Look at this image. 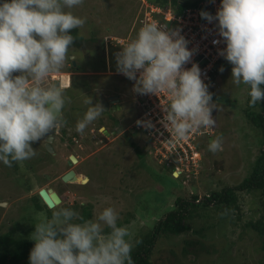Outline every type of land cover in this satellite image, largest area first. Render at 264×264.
Returning a JSON list of instances; mask_svg holds the SVG:
<instances>
[{"label":"clouds","instance_id":"1","mask_svg":"<svg viewBox=\"0 0 264 264\" xmlns=\"http://www.w3.org/2000/svg\"><path fill=\"white\" fill-rule=\"evenodd\" d=\"M82 3L83 0H0V163L10 167L12 162H19L21 167H27L26 172L31 171L29 162H24L37 155L31 142L48 134L51 137L47 143L50 151L54 149V137L60 130V137L69 134L66 143H78L83 140L94 142L98 138L94 135L91 141V133L97 131L101 134L103 129L102 132L107 136L103 142L98 143L100 146L114 142L112 140L115 138L124 139L126 135L131 136V141L137 134L141 135L143 141L139 139L137 145L141 151L140 156L147 161L145 169L148 175L153 177L156 168L161 171L151 181L164 188L166 195L173 197L172 209L154 223L149 230L153 232L177 208L176 202L191 201L182 197L174 198L173 194L187 189L185 181H192L193 177L192 163L184 159L180 147L173 149V141L158 142L155 136L149 135L153 124L150 119L144 120L143 116L152 107L151 101L156 99L153 94H167L169 103L160 123L165 129L171 128L176 140L187 139L188 134L197 129L199 134L194 144L198 153L202 148L204 153L217 151L220 154V128L215 125L214 119L219 106L213 102V94H217L218 89H225L218 72L226 66H232V82L249 87V105L255 106L259 101L263 103L264 0H219V7L214 14L204 10L199 12L209 23L216 22V30L222 40L214 39L212 43L224 44L223 48L218 49L222 57L214 60L208 70L209 85L202 78L206 74L197 62L192 61L194 49L187 46L189 41L179 28H171V22L164 19L167 12L178 17L187 9L195 8L187 7L181 14L174 15L169 7L162 10L150 2L143 4L140 28L133 38L127 41L111 36L108 39L112 46H120L115 54L116 71L102 68L101 72L96 73L88 67L86 72L67 71L68 68L60 72L66 60L72 56L69 55L70 46L74 42L71 30L82 27L86 22V18L73 11ZM146 13L151 14V21H145ZM155 15H161L166 23L159 22ZM102 52L105 61L108 60L111 51ZM189 62L191 66L184 67ZM71 63L75 66L73 61ZM66 65L71 68L70 63ZM205 65L201 64L202 67ZM17 72L19 74L13 75ZM55 72L61 74V77L67 74L64 77L67 76L70 84L73 73L100 79L109 74L113 78L121 77L124 88L121 90V86L117 88L114 85L117 94L113 95L94 88L97 103L92 102L90 92L84 94L81 97L84 98V105L80 100L79 111L74 116L77 117L76 123H72L75 118L71 116V119L66 112L71 108V103H75L77 96L67 93L70 90L68 82L63 83L60 75L58 78ZM78 77L81 78V75ZM113 78H110L111 81ZM47 79L54 82L48 83ZM96 83L102 86V82ZM130 90L132 96H128ZM98 93L104 97L115 96L117 101L113 105L117 104L118 109L104 111ZM130 101L135 103L129 105ZM68 102L70 106L65 108ZM101 114L104 124L88 128ZM67 125L76 128L77 132L72 134ZM50 130L53 131L52 135ZM206 143L208 149L204 147ZM129 154L136 158L139 156L130 149L124 152V155ZM167 178H180V187H170ZM175 182L178 184V181ZM116 198L119 200V196ZM200 200L194 202L198 204ZM118 220L119 213L112 206L104 207L93 219L82 218L71 207H58L52 211L51 217L42 213L32 232L31 240L34 244L29 252V264H133L131 251L139 235L131 238L129 227L118 224ZM148 233L141 234L146 236ZM162 234L169 236H160ZM160 235L155 238L158 247L163 244L162 241L166 240L168 244L169 240H174L169 233Z\"/></svg>","mask_w":264,"mask_h":264},{"label":"rangeland","instance_id":"2","mask_svg":"<svg viewBox=\"0 0 264 264\" xmlns=\"http://www.w3.org/2000/svg\"><path fill=\"white\" fill-rule=\"evenodd\" d=\"M147 2L149 0H83V3L75 7L73 11L75 14L86 18L85 24L79 28L82 37L90 36L94 32L104 38L108 34L111 35L117 32L121 34L127 33L128 29H130L132 16L141 7V4H147ZM71 51L72 47H70L69 55ZM104 52L107 53L108 51ZM69 60L77 64L75 55H72L65 63ZM231 67L226 66L223 68V71L218 72V77L221 78L225 91H219L220 89H218L217 94H213V102H215L216 106H219L215 112L214 119L215 125L220 128L218 137L221 138L222 143V147L219 150L221 153L218 154L217 151H210L207 154L201 148L199 156H196V159L191 164V168L193 169V171L191 170L193 174L191 175L193 176L192 181L183 178V180H186L188 188L174 193V198L191 199L192 196H197L201 198L198 201V204L201 205V201L206 194L211 191L220 190L223 187L234 186L247 176L256 158L261 154L260 150L264 149V124L256 126L250 121V119L253 120L255 118V124L258 122V118L262 114L261 101L255 106L249 105V87L243 83L236 85L232 82ZM65 68H69L68 65L64 66ZM73 74V76H76L75 81L78 82L74 85L73 76L70 84L67 76L64 77L67 74H62V77L61 74H56L58 78H62L63 83L64 81L68 82L70 90L67 93H73L77 96L75 103L73 105L71 103V108L66 112L70 118L78 113L80 100L82 101L80 102L82 106L84 105V98H81L80 94L84 96V94L86 95V93L90 92L93 100L96 98V94L92 91L94 85L96 86V80H93L92 75H88L85 79H82L78 77L82 74ZM107 76L109 81L111 80L110 78H113L109 74ZM112 80L111 83L109 81L102 83V86L107 85V87H110L112 84L117 88L121 86V90L124 88L121 77H115ZM46 82L53 83L54 81L47 79ZM128 96H132L131 90ZM233 100H236L235 103L228 105ZM134 103V101H130L129 105ZM66 104L65 108H68L70 106L69 102ZM74 118H71L72 123H76L77 117ZM102 119L103 115L101 114L88 128H96L104 124ZM67 127L72 134L77 132L76 128H72L71 125H67ZM106 127L108 129L107 125ZM60 134L61 130L57 131V136L54 137L55 148L53 150L57 153L54 157H44L45 153L41 148L44 137L31 142L32 147L36 149L37 155L24 160V162L28 161L32 166L31 171L26 172L24 170L19 175L11 176L14 166L11 165L9 167L0 163V235L11 230L14 223L17 225L15 235H24V232H27L26 237L31 240L34 225L39 221L40 214H46L43 211L37 212L32 204L33 196L37 195L38 191L43 188L54 190L62 198V202L58 207H71L78 210L81 205L88 204L89 210L92 211V218H95L104 207H114L119 213V220H128L123 225L129 227L131 238L134 237L133 235L137 236L143 232L148 233L154 226V223L161 220L172 209L173 197L166 195L164 188L158 187L155 185L157 184L156 182L151 181L161 171L156 168L153 171V177L148 175L145 169L147 161L140 156L141 151L138 145L127 143L125 137H123L124 139L116 140L115 138L112 140L114 142L111 141L112 143L101 144L100 146L98 143L103 142L107 136L102 131L101 134L105 137L97 131L91 133L89 138L91 141H93L92 136L94 135L98 138L94 142L83 140L78 143H66L69 134L66 137L64 135L60 137ZM79 134L82 133L79 132ZM135 137L143 141L141 135L137 134ZM104 143L106 142L104 141ZM129 149L139 155L137 156L138 159L133 154L124 155V152ZM71 155L77 158L78 163L72 165L68 170H73L80 179L83 177L87 178L88 181L85 185L81 184L80 180L76 181L77 183H62L60 181L61 175L64 172L66 173V171L61 174L59 172L65 168V163L68 162ZM17 164L20 165L19 162ZM57 173L58 177L55 176ZM175 181H178V184ZM181 181L180 178L174 180L167 178V183L173 188L180 187ZM151 185L155 186L151 187ZM182 185L185 187L184 184ZM255 193L257 194L258 192L256 191ZM117 196H119V200L116 198ZM246 197L252 200L253 205L256 204L254 196L246 194L244 198ZM58 207L48 209L45 206L51 212ZM161 207V211L158 212ZM243 207L248 209V206ZM259 208L258 206L257 210ZM251 209L254 210L252 206ZM200 211L205 212L206 210H198L199 214ZM246 213V219L250 215L254 219L259 216L255 211L254 214L249 211H246ZM208 221L209 219L207 220L206 218L204 220V217H202L204 224ZM191 225V231L195 232L198 221L194 220ZM219 227L225 228L224 225H220ZM219 227L212 232H207V236L211 237L215 242L223 241L222 245H224L226 243L224 236L226 235L223 234V231ZM160 236L169 235L162 234ZM191 237L198 238L196 235ZM173 241L176 242L175 240ZM200 241L203 242L205 248L209 249L210 253L202 250L196 257L195 254L191 257V250H188L187 258L189 257V260H187L180 252L183 243H177L174 246L171 241L168 244H161L159 247L172 248L176 250L177 256H168V253L162 255L161 250L155 244L150 252V257L157 260L159 264H237L238 262V264H241L245 257H247L246 263L249 264L253 257L251 250L248 248V252L244 255L245 257L240 256L239 261V253L235 248L227 246L223 249V246L218 243L219 246H217L218 244L216 245L218 252H214L211 250V247L207 246L209 244L207 239ZM196 249L199 248H194V250ZM246 263L243 262L242 264Z\"/></svg>","mask_w":264,"mask_h":264},{"label":"trees","instance_id":"3","mask_svg":"<svg viewBox=\"0 0 264 264\" xmlns=\"http://www.w3.org/2000/svg\"><path fill=\"white\" fill-rule=\"evenodd\" d=\"M149 2L162 10L169 7L174 15H179L187 7H199V9L203 10V3L208 2V0H149ZM142 7L143 5L141 4V7L139 9L137 8V12L132 16L130 29H128L127 33L121 34L117 32L111 35L108 34L106 37L102 38L100 35L98 36L97 33L93 32V34L91 33L90 36H87L88 38L83 35L86 37L84 38L79 32V28L71 30L72 35L74 36V42L70 46L72 47L70 55L76 56L77 64L72 66V63L69 60L67 63H70L71 68H68L67 71H85L88 67L96 73L101 72L102 68L116 71L115 54L120 46H112L108 42V39L111 36L121 37L127 41L133 38L140 28ZM155 17L159 22H164L161 15H155ZM101 50L108 51V53L111 51L108 55V60L105 61V56ZM64 66H66V63ZM64 66L61 72L66 71ZM16 74L19 73H13V75ZM101 77V81L104 83L105 77ZM72 79L73 85L78 83L75 81L76 76H73ZM99 86L100 85L96 83V86L94 85L93 89L98 88ZM262 88H264V86H262ZM93 89L92 91L94 92ZM100 89H102L103 93L108 94V90L114 91L115 87L111 84L110 87H107V85L104 87L100 86ZM94 100V102H98L97 98ZM250 121L256 126L264 124V99L262 103V114L260 118H258V122L255 124V118H253V120L250 119ZM130 138L131 136L129 135L125 136L127 143L137 145L139 139L134 137V140L131 141ZM198 147L200 148V145H198ZM204 147L205 149H208L207 143ZM260 153L261 154L253 163L250 173L239 183L234 186L223 187L220 190L211 192L209 196L205 195L204 200L201 201V205L194 202L196 199L199 200L197 196H192L191 201L179 200V202H176L178 204L177 208L170 212L166 220L160 223L153 232H149L146 236L143 234L137 236L136 241L134 242L135 248L131 251L133 264H159L157 260L150 257V252L153 245L156 244L155 242H157L155 241V238L160 237L159 235L161 233L171 234L176 242L173 240H169V242L172 241L174 246H176L177 243H183L180 252L187 260H189V257L187 258L188 250H191V257H193L194 254L196 257L202 250L209 252V249L205 248L203 242L200 240L207 239L209 241L207 246L211 247V250L214 252H218L216 245L218 243L222 245L224 242L213 241L211 237L207 236V232L214 231V229H217L220 225H224L225 227H219L223 231V234L226 235L224 236V238H226V243L222 245L223 249L228 246L238 250V260L240 261V256L246 255L249 248L253 256L249 264H264V149H261ZM11 165L14 166L11 176H15L16 174L19 175L27 168L25 165L21 167L19 164H15V161L12 162ZM256 191L258 192L257 194L255 193ZM246 194L255 197V205L252 204L251 199L249 200L247 197L244 198ZM32 204L37 212L43 211L46 213V216L51 217L52 212L45 208L38 195L33 196ZM243 206H248V209ZM251 206L254 210H250ZM258 206L260 207L259 210H257ZM198 210L206 211H200L199 214ZM75 211L84 219H93L88 204L81 205L79 209ZM246 211H249L252 214H254L255 211L259 216L254 219L252 215H250L246 219ZM202 217H204V220L206 218L207 220L209 219V221L204 224L202 222ZM194 220L198 221L195 232L191 231L188 233L190 225L193 224ZM125 221L126 220L123 219L118 220V224L123 225ZM224 221L225 223H223ZM15 228H17V225L13 223L11 230L0 235V264H29V252L33 247L34 241L29 240V238L26 237L27 232H24V235H15ZM105 230L107 231V229ZM193 235L198 236V238L191 237ZM162 243L167 244V241H162ZM217 246H219V244ZM196 247L199 249L194 250ZM158 249L161 250L162 255L168 253V256H177L176 250H173L172 248L159 247ZM243 262H247V257L243 259L242 263Z\"/></svg>","mask_w":264,"mask_h":264},{"label":"built area","instance_id":"4","mask_svg":"<svg viewBox=\"0 0 264 264\" xmlns=\"http://www.w3.org/2000/svg\"><path fill=\"white\" fill-rule=\"evenodd\" d=\"M219 7V0H210L204 5V11H208L209 13L214 14ZM201 9H187L181 16L174 17L170 12L164 14V19L168 22H171V28H179L181 30V34L185 36V38L189 41L188 47L194 49V55L192 57V61L197 62L202 72L206 75L202 76L204 82L209 85V73L208 70L212 67L213 61L217 58H220L218 54V49L224 47L222 42L213 44L212 41L222 40L218 36L216 30V22L212 21L209 23L205 19L201 18L199 12ZM159 12V11H157ZM151 21V14L146 13V20ZM165 25L163 23H160ZM201 64H206L204 67ZM191 62L184 65V67H190ZM156 99H153L152 107L147 109L144 113V120L150 119L153 124V129L149 133L150 136H155V140L158 142H171L172 148L180 147L184 159L186 161H192L196 159V156H199V153L194 144L196 135L199 133L197 129L188 134L187 139L176 140L172 135L171 128H164L160 123L164 116V109L168 107V97L166 93H157L153 94ZM157 125V126H156Z\"/></svg>","mask_w":264,"mask_h":264},{"label":"water","instance_id":"5","mask_svg":"<svg viewBox=\"0 0 264 264\" xmlns=\"http://www.w3.org/2000/svg\"><path fill=\"white\" fill-rule=\"evenodd\" d=\"M55 83L57 84V82H55ZM98 100H99V103L102 105L104 111H107L109 109H110V111H113V110L118 109V107H119L117 104L113 105V102L117 101L115 96L104 97V95L102 93H98ZM109 107H111V108H109ZM46 146L48 149H50V147H49L50 145L47 144ZM75 162H76V158H74L73 156H70L69 164L70 163L73 164ZM74 179H76V175L72 170L65 173L61 178V180L63 182H75ZM79 180H80L81 184H84L87 181V178L83 177ZM43 193H46V192L44 190H41L38 192L40 198L43 200L45 205L50 209L52 204L47 201V199L43 195Z\"/></svg>","mask_w":264,"mask_h":264},{"label":"flooded vegetation","instance_id":"6","mask_svg":"<svg viewBox=\"0 0 264 264\" xmlns=\"http://www.w3.org/2000/svg\"><path fill=\"white\" fill-rule=\"evenodd\" d=\"M87 74H88V73H87ZM87 74H86V75H87ZM98 76H100V75H98ZM104 77H105V78H104V80H105L104 82H105V83H106V81H109V78H108L107 76H104ZM81 78L85 79V76L81 75ZM93 80H96V82H97V81L102 82L101 79H100V77L93 78ZM109 82H111V80H110ZM90 94H91V93H90ZM108 94H112V95H113V94H117V92H115V91H111V90H110ZM81 97H84V96H81ZM244 98L246 99V97H244ZM248 99H249V98H248ZM261 100L263 101V99H261ZM235 101H236V100L231 101L228 105H230V104H234ZM93 102H94V101H93ZM123 104H124V101H123ZM121 106L123 107V105H121ZM107 114H108V113H107ZM49 133L52 135L53 131L50 130ZM49 138H51V137H49L48 135L45 136L44 139H43V144H42V146H41L43 152L45 153V156H44V157H54V156L57 155V153L53 150V148H52V150H50V151H51V152H50L49 149H47L46 146H45L47 143H49V141H50ZM52 141H53V140H52ZM51 147H52V145H51ZM53 147L55 148V145H54V144H53ZM69 161H70V160H68V162L65 163V168L61 169L60 172H59V174L63 173L64 171H66V172L70 171V170H68V169H70L72 163L69 164ZM74 164H75V163H74ZM29 169H32V167H31L30 165H29ZM67 170H68V171H67ZM64 173H65V172H64ZM64 173H63V174H64ZM63 174H62V175H63ZM62 175H61V176H62ZM55 176L58 177V173H57V175H55ZM60 180H61V177H60Z\"/></svg>","mask_w":264,"mask_h":264},{"label":"bare ground","instance_id":"7","mask_svg":"<svg viewBox=\"0 0 264 264\" xmlns=\"http://www.w3.org/2000/svg\"><path fill=\"white\" fill-rule=\"evenodd\" d=\"M103 129H101L102 131ZM77 160V159H76ZM77 162H75L76 164ZM80 178H78V176H76V179H74V181H79ZM77 183V182H76ZM44 190L46 193H43V195L46 197L47 201L49 203H51V207L50 209L55 208L56 206H59V204H61L62 202V198L58 195V193H56L54 190L52 189H47V188H43L40 189L39 191ZM38 191V192H39ZM43 201V200H42Z\"/></svg>","mask_w":264,"mask_h":264}]
</instances>
